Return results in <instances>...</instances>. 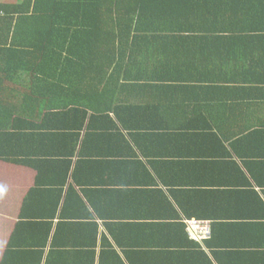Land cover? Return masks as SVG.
Instances as JSON below:
<instances>
[{
	"label": "crops",
	"instance_id": "1",
	"mask_svg": "<svg viewBox=\"0 0 264 264\" xmlns=\"http://www.w3.org/2000/svg\"><path fill=\"white\" fill-rule=\"evenodd\" d=\"M178 1L171 2V19ZM183 2L186 19L203 13L224 19L229 13L228 0ZM169 31L156 27L147 33H175ZM170 46L168 57L158 56L146 64L163 69L168 67L166 62L172 63L175 84L192 82L183 80V69L193 73L186 71V78L194 79L207 77L210 69L215 73L217 68L212 78L235 83L234 91L210 94L169 89L163 98L172 135L149 139V133L137 136L140 132H135L142 148L132 144L135 152L130 145L118 146L115 138L109 140V133L119 132L112 126L103 140L97 132L98 138L94 135L84 146L86 129L81 130L82 142L72 156L73 175L59 173L61 166L53 164L43 165V175H38V168L29 165V146L25 145L26 154L19 152L16 161L0 158V264H32L29 247L39 245L46 249V264H264V140L246 138L250 131L264 130V75L243 71L247 64L246 69L251 68L250 62L263 58L264 51L260 49L258 56L254 47L247 46L222 56H187V49ZM197 58L202 73L194 71ZM209 133H216L218 140ZM125 134L131 140L127 130ZM160 176L167 183L163 185ZM155 184L174 203L180 221L186 216L178 202L210 216L205 218L214 228L209 242L199 241L201 247L180 253V248L169 243L175 239L187 244L186 237L154 231L175 221L174 209L162 208L156 200ZM40 213L41 224L30 222ZM39 238L41 242H36Z\"/></svg>",
	"mask_w": 264,
	"mask_h": 264
},
{
	"label": "trees",
	"instance_id": "2",
	"mask_svg": "<svg viewBox=\"0 0 264 264\" xmlns=\"http://www.w3.org/2000/svg\"><path fill=\"white\" fill-rule=\"evenodd\" d=\"M183 1L174 3L178 8L172 17L174 20L171 19L172 0L0 2V158L16 161L17 154H26L29 146V165L38 168V175H43V165L48 168L52 164L61 166L59 173L73 175L72 156L82 142L81 130L86 129L84 146L89 139L98 138L97 132L103 140L106 129L112 126L119 132L109 133V140L115 138L118 146L130 145L135 152L132 144L142 150L138 135L149 133V139L172 135L163 98L169 89H199L210 94L234 91L235 83H223L226 79L219 83L212 78L213 74L217 75V68L215 73L213 69L208 71L210 76L202 78L198 74L201 77L194 79L186 78V71L190 70L183 69V80L191 79L192 82L175 84L171 81L176 70L170 67L172 63L166 62L168 67L163 69L152 68L146 63L156 61L158 56L168 57L170 45L181 51L187 49V56H222L225 51V54L231 53L238 48L247 49V46L261 55L260 49L264 51V0H240L242 3L228 0L229 13L224 19L203 13L193 20L185 18L186 3ZM253 1L256 4L250 7ZM193 7L191 3L189 8ZM156 27L175 33L148 35L149 29ZM238 32L251 35H236ZM245 53L248 55L247 51ZM263 60L264 55L254 64L250 62V69H246L247 64L243 71L264 75L261 71L264 70ZM200 64L198 59L195 73L204 72L199 70ZM143 130L147 132L142 133ZM135 132L140 133L136 136ZM209 134L217 139L216 133ZM246 134V138L264 140L262 129ZM160 177L163 185L167 183ZM152 179L155 183L153 176ZM39 183L37 181V188H40ZM154 191H157L156 200L162 208L167 206L175 211L171 216L174 222L169 221L154 231L167 232L169 237H186L187 244L173 242L175 239L169 243L171 247L180 248V253L201 247L199 241L189 239L186 223L180 221L181 214L164 190L157 184ZM199 197L195 195V202ZM190 200L194 201V197ZM178 205L186 218L210 217L191 211L184 202ZM41 217L40 213L30 222L41 224L44 220ZM39 239L36 242H41ZM34 248L29 247L32 264H46V249L40 245Z\"/></svg>",
	"mask_w": 264,
	"mask_h": 264
},
{
	"label": "built area",
	"instance_id": "3",
	"mask_svg": "<svg viewBox=\"0 0 264 264\" xmlns=\"http://www.w3.org/2000/svg\"><path fill=\"white\" fill-rule=\"evenodd\" d=\"M189 235L198 240L204 241L211 238L213 233L212 221L208 219L185 218Z\"/></svg>",
	"mask_w": 264,
	"mask_h": 264
},
{
	"label": "clouds",
	"instance_id": "4",
	"mask_svg": "<svg viewBox=\"0 0 264 264\" xmlns=\"http://www.w3.org/2000/svg\"><path fill=\"white\" fill-rule=\"evenodd\" d=\"M189 234V233H188ZM190 236V235H189ZM191 237V236H190ZM192 238V237H191ZM194 239V238H193ZM196 240V239H195ZM198 241V240H197Z\"/></svg>",
	"mask_w": 264,
	"mask_h": 264
}]
</instances>
